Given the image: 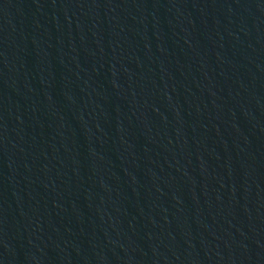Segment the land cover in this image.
<instances>
[{
	"label": "water",
	"instance_id": "1",
	"mask_svg": "<svg viewBox=\"0 0 264 264\" xmlns=\"http://www.w3.org/2000/svg\"><path fill=\"white\" fill-rule=\"evenodd\" d=\"M0 264H264V0H0Z\"/></svg>",
	"mask_w": 264,
	"mask_h": 264
}]
</instances>
